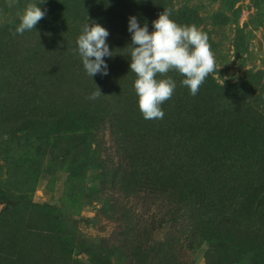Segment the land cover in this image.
<instances>
[{
	"label": "rangeland",
	"instance_id": "1",
	"mask_svg": "<svg viewBox=\"0 0 264 264\" xmlns=\"http://www.w3.org/2000/svg\"><path fill=\"white\" fill-rule=\"evenodd\" d=\"M30 3L38 0L12 6L0 0V111L11 108L9 116L0 112V264H264V244L254 242L253 234L240 239L230 229L219 241L208 232L192 237L187 222L171 220L165 210L153 221L150 198L140 204L115 199L112 186L135 187L144 157L134 155L129 171L106 168L100 148L107 147L105 129L92 134V147L81 126L66 129L71 110L87 100L103 103L123 121H144L128 76L107 64L108 75L90 77L74 51L89 13L98 8L113 19L103 26L115 35L107 41H126L125 49H131L130 16L114 12V0H46L37 4L46 16L36 28L13 35ZM174 3L198 12L197 27L209 36L221 84L239 85L250 71L264 70V0ZM143 14L128 15L153 31ZM187 22L178 25L192 24ZM126 69L133 73L130 64ZM96 85L103 95L90 100ZM226 92L241 97L233 89ZM245 92L250 97L253 89ZM161 108L165 114L172 110ZM23 113L27 117L15 116ZM169 118L167 123L171 113Z\"/></svg>",
	"mask_w": 264,
	"mask_h": 264
},
{
	"label": "trees",
	"instance_id": "2",
	"mask_svg": "<svg viewBox=\"0 0 264 264\" xmlns=\"http://www.w3.org/2000/svg\"><path fill=\"white\" fill-rule=\"evenodd\" d=\"M114 1V12L123 18L142 12L152 22L164 8L172 7L170 19L177 24L185 18L191 25L200 23L195 9L189 10L188 6L177 9L174 0ZM82 14L85 16L86 12L80 11L79 15ZM110 14L98 8L86 20L90 25L105 26L113 20ZM107 42L113 51V56L107 57L111 71L128 76L127 82L134 88L137 76L127 71L131 59L125 56L126 50L132 48L125 49L126 41ZM168 77L175 80L176 88L172 101L161 105L172 108L163 119H144L142 123L128 118L123 121L113 116L103 103L87 100L68 113L70 126L66 130H78L77 126H81L84 138H90L86 145L92 147V134L105 129L107 147L102 144L100 148L106 153L102 160L106 168L121 167L129 171L128 161L134 155L144 157L146 164L135 177V187L112 186L113 196L121 203L140 204L150 198L148 214L153 221L165 210L171 220L187 222V233L192 237L208 232L219 241L232 229L234 236L247 239L253 234L254 242L263 245L264 70L250 71L241 84L233 86H224L214 73L209 74L195 96L182 85L185 77L178 71L157 74L156 79ZM247 88L253 89L250 97L245 92ZM232 89L241 93V97H229L233 95L226 91ZM10 111L7 106L0 112L9 116ZM170 113L173 121L167 123ZM15 116L27 117L26 113ZM139 214L136 216L143 222Z\"/></svg>",
	"mask_w": 264,
	"mask_h": 264
},
{
	"label": "clouds",
	"instance_id": "3",
	"mask_svg": "<svg viewBox=\"0 0 264 264\" xmlns=\"http://www.w3.org/2000/svg\"><path fill=\"white\" fill-rule=\"evenodd\" d=\"M17 2L18 0H8L9 6ZM38 3H46V0H38ZM38 3L27 5L13 35H22L25 31L35 29L38 22L46 16V9L41 10ZM173 11L172 7L164 8L158 19L152 21L154 30L151 32L147 23L140 26L137 17L130 16L128 20L133 46L130 52V71L137 76L134 88L139 110L146 120L164 118L161 105L173 96L176 88V82L171 77L157 80V74L178 71L185 77L182 85L187 86L191 95L195 96L205 78L221 68L217 69L207 33L194 24L178 25L170 19ZM109 35L108 29L99 23L84 24L82 27V34L76 41L77 48L74 51L78 52L90 77L96 74L108 75V65L104 58L113 56L107 42ZM102 95L97 86L88 99L96 100Z\"/></svg>",
	"mask_w": 264,
	"mask_h": 264
}]
</instances>
